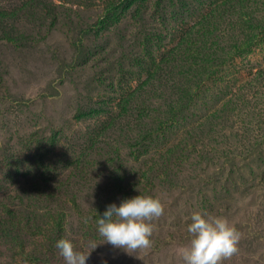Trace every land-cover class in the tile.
I'll return each instance as SVG.
<instances>
[{
  "label": "rangeland",
  "instance_id": "rangeland-1",
  "mask_svg": "<svg viewBox=\"0 0 264 264\" xmlns=\"http://www.w3.org/2000/svg\"><path fill=\"white\" fill-rule=\"evenodd\" d=\"M140 193L128 253L96 219ZM196 211L264 264V0H0V264H184Z\"/></svg>",
  "mask_w": 264,
  "mask_h": 264
},
{
  "label": "clouds",
  "instance_id": "clouds-1",
  "mask_svg": "<svg viewBox=\"0 0 264 264\" xmlns=\"http://www.w3.org/2000/svg\"><path fill=\"white\" fill-rule=\"evenodd\" d=\"M163 211L164 205L158 196L140 193L125 197L119 203H109L99 213L97 231L106 243L125 252L148 248L154 227L149 221L161 216ZM190 219L187 225L190 242L179 249L184 264H221L223 258L237 251L241 233L226 216L196 211ZM56 246L66 264H87L91 254L77 250L70 239L61 238ZM90 247L97 248L95 243Z\"/></svg>",
  "mask_w": 264,
  "mask_h": 264
}]
</instances>
